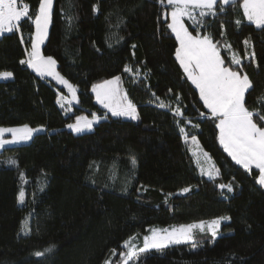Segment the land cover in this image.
Segmentation results:
<instances>
[{"label": "trees", "instance_id": "obj_1", "mask_svg": "<svg viewBox=\"0 0 264 264\" xmlns=\"http://www.w3.org/2000/svg\"><path fill=\"white\" fill-rule=\"evenodd\" d=\"M25 2L30 14L37 11L38 0ZM240 2L234 7L218 0V14L203 17V26L186 24L193 35L213 39L226 65L233 53L241 57L253 84L246 106L264 112L257 100L264 98V30L247 22ZM170 10L167 0L164 5L54 0L42 55L56 61L76 88L78 103L69 99L66 85L20 63L31 50L34 25L22 22L19 31L0 38V73L13 74L0 81V127L45 130L30 143L0 151V264H121L124 242L131 237H136L133 245L142 246L153 228L222 217L229 219L215 237L199 232L195 247L150 249L129 264H264V187L255 182L258 170L247 173L219 144L217 122L175 58L179 43L167 27L170 15L167 20L163 15ZM117 76L140 113L138 120L113 117L94 102L92 86ZM161 101L166 107H158ZM177 107L182 116L175 114ZM85 114L108 118L90 132L68 128ZM193 136L211 157L208 164L219 169L215 179L200 174ZM221 184L232 185V191ZM48 248L43 257L34 255Z\"/></svg>", "mask_w": 264, "mask_h": 264}, {"label": "snow or ice", "instance_id": "obj_2", "mask_svg": "<svg viewBox=\"0 0 264 264\" xmlns=\"http://www.w3.org/2000/svg\"><path fill=\"white\" fill-rule=\"evenodd\" d=\"M158 2L164 5L165 0H158ZM220 3L231 4L235 7L238 0H220ZM167 5L171 6L170 13L165 12L163 15L165 20L170 15L171 22L167 24V27L179 43V47L175 51V58L187 79L198 89L203 107L208 110L211 119L217 122L215 127L219 129V144L228 156L247 173L252 174L254 169L258 170L255 182L264 187V112L258 109L250 110L246 106V93L252 89L253 84L247 73L243 72L242 59L238 54L233 53L230 64L226 65L220 49L210 36L193 35L185 25V18H188L192 21L193 27L203 26V20L197 18V11L200 18L209 15L216 16L218 0H167ZM238 6L242 8L243 17L247 22L255 25L257 29L264 30V0H242ZM52 8L53 0H38L37 11L30 14V5L25 0H0V36L19 31L22 22H30L31 25H34V35L30 37L31 51L27 52V59L21 60L20 63L26 64L41 77L51 76L58 83L66 85L71 91L73 99H76V89L56 72V61L50 56L45 57L41 52V45L48 36ZM236 24L240 25L241 20H237ZM21 40H23L22 36ZM248 43V40H244L245 45ZM254 57L255 53L252 52L249 58L253 59ZM233 65L237 67L234 68ZM124 71L132 73L134 70L126 66ZM12 75L11 72L5 71L0 73V79L7 80ZM92 92L95 93L96 101L113 117L139 119L136 106L120 87L119 76L93 85ZM257 100L260 108H264V103L261 102L264 98L258 97ZM61 107H64L63 103H61ZM158 107L164 108L166 105L161 101ZM175 114L183 115L179 107L176 108ZM107 118V115H104L103 119ZM100 119V116L95 115L92 119L80 116L74 124L67 126L76 133H82L91 131L94 123H98ZM41 130L32 129L27 125L20 128H0V149H4L6 145L29 141L34 132ZM180 132L184 134L185 143H188V134L183 128L180 129ZM7 133L11 134V139L4 138ZM192 145V155L196 158L200 174L209 179H215L219 175V169L215 167L214 163L208 164L211 157L207 152H203L195 136L192 137ZM201 153L204 157L203 163L200 161ZM131 162L135 165V158H132ZM12 163L15 164V161ZM219 187L227 188L229 192L232 191L230 184H221ZM182 191L186 193L190 189L184 188ZM24 199L25 194L21 191L19 194L21 204ZM223 219L229 218L222 217L163 229L153 228L149 235L143 237L142 246L133 245L132 241L136 237H131L124 242L125 251L120 253L121 264H129L134 259L138 261L139 255L150 249L162 251L170 245L189 243L195 247L196 230L201 233L207 230L212 237H215ZM24 231L26 234L30 231L27 221L24 224ZM51 250L48 248L44 251H36L34 255L40 258ZM112 252L114 255L116 254L115 249ZM105 264H112V261L106 260Z\"/></svg>", "mask_w": 264, "mask_h": 264}, {"label": "rangeland", "instance_id": "obj_3", "mask_svg": "<svg viewBox=\"0 0 264 264\" xmlns=\"http://www.w3.org/2000/svg\"><path fill=\"white\" fill-rule=\"evenodd\" d=\"M53 4H54V0H53ZM52 10H53V8H52ZM196 15H197V18H199L198 11H197ZM201 19H202V18H201ZM186 21H190V22L192 23V21H191L190 19L185 18V25H186V27H187ZM50 28H51V23H50L49 28H48V36H49V33H50ZM5 34H8V33H5ZM5 34H4V35H5ZM48 36H47V39H48ZM1 37H2V36H0V38H1ZM47 39L45 40V42L47 41ZM45 42L41 45V52H42V46L45 44ZM30 51H31V50H30ZM56 72H57L61 77H63L65 80H67V81L69 82V84L73 85V84H72V83H71V82H70L65 76H63V75L58 71V69H57V63H56ZM130 75H131L132 78L135 77V74H134L133 72L130 73ZM12 78H13V76H12L11 78L7 79V80H11ZM43 78L48 79L49 81H51V82H53V83H55V84H58V83H57V80L54 79V78L51 77V76H45V77H43ZM0 81H6V80H4V79H0ZM73 87H74V85H73ZM120 87H121V89H122L123 91H125V92L127 93L128 99L131 100V97H130L129 93L127 92L126 88H123V85H122V81H121V79H120ZM74 88H75V87H74ZM75 89H76V88H75ZM66 90H67V92L69 93V95H68V96H69V99H70L72 102H74V103H75V101L78 103V101H79V96H78L77 91H76V99H73L71 91H70L69 89H66ZM197 90H198V89H197ZM92 94H93V96H94V102H95V104H96V105H99V106H100L102 109H104V110L107 112V114H108L109 112L107 111V109L103 108L102 105H100V104L96 101L95 93L92 92ZM131 101H132V100H131ZM132 103H133V102H132ZM158 103H160V102H158ZM133 104H134V103H133ZM136 109H137V108H136ZM137 112H138V114L140 115L138 109H137ZM95 116H98V115H95ZM84 117H87L88 119H92V118H93V116H89L88 114H85ZM100 117H101L100 120H102L104 116H100ZM122 118H123V119H128V118H125V117H122ZM128 120H132V119H128ZM99 122H100V121H99ZM96 124H98V123H94L92 130L94 129V126H95ZM20 127H23V126H3V127H0V128H20ZM28 127H30V126H28ZM31 128H32V127H31ZM32 129H42V130H41V131H38V132H34V133H33V136H32V139L29 140V141H24V142H20V143H16V144L6 145L5 148H7V147H13V146H19V145H23V144L30 143V142L33 140V138H34V136H35L36 134L45 131L43 127L32 128ZM92 130H91V131H92ZM85 132H90V131H84V132H82V133H85ZM75 133H76V132H75ZM82 133H76V134H82ZM4 138H6V139H11L12 137H11V134H10V133H7V134H5V137H4ZM5 148H4V149H5ZM1 150H3V149H0V151H1ZM223 221H224V219L221 220V223H222ZM220 227H221V224H220V226H219V229H220ZM206 231H207V230H206ZM206 231H205V232H206ZM218 233H219V230H218ZM218 233H217V234H218ZM195 234H199V230H196ZM170 246H172V245H170Z\"/></svg>", "mask_w": 264, "mask_h": 264}, {"label": "crops", "instance_id": "obj_4", "mask_svg": "<svg viewBox=\"0 0 264 264\" xmlns=\"http://www.w3.org/2000/svg\"><path fill=\"white\" fill-rule=\"evenodd\" d=\"M58 83V82H57Z\"/></svg>", "mask_w": 264, "mask_h": 264}]
</instances>
